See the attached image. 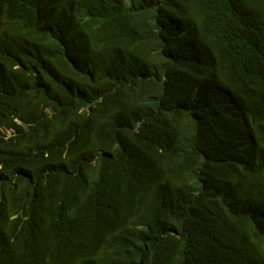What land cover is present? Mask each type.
I'll use <instances>...</instances> for the list:
<instances>
[{"label":"trees","instance_id":"1","mask_svg":"<svg viewBox=\"0 0 264 264\" xmlns=\"http://www.w3.org/2000/svg\"><path fill=\"white\" fill-rule=\"evenodd\" d=\"M0 264H264V0H0Z\"/></svg>","mask_w":264,"mask_h":264}]
</instances>
